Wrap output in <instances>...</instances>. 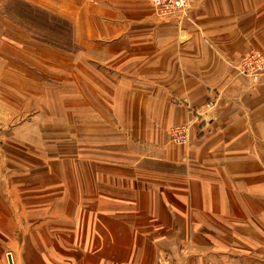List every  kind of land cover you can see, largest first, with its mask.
I'll list each match as a JSON object with an SVG mask.
<instances>
[{"label":"crops","instance_id":"obj_1","mask_svg":"<svg viewBox=\"0 0 264 264\" xmlns=\"http://www.w3.org/2000/svg\"><path fill=\"white\" fill-rule=\"evenodd\" d=\"M253 49L264 0H0V264H264Z\"/></svg>","mask_w":264,"mask_h":264},{"label":"built area","instance_id":"obj_2","mask_svg":"<svg viewBox=\"0 0 264 264\" xmlns=\"http://www.w3.org/2000/svg\"><path fill=\"white\" fill-rule=\"evenodd\" d=\"M154 9L162 15H169L184 10L189 5V0H150ZM240 74L259 80L264 74V53L259 49L249 51L237 66ZM214 102L206 104L208 108H212ZM172 140L177 144H187L190 139V125L181 124L172 127ZM2 157L0 156V162Z\"/></svg>","mask_w":264,"mask_h":264},{"label":"rangeland","instance_id":"obj_3","mask_svg":"<svg viewBox=\"0 0 264 264\" xmlns=\"http://www.w3.org/2000/svg\"><path fill=\"white\" fill-rule=\"evenodd\" d=\"M154 8V7H153ZM155 10V9H154ZM156 11V10H155ZM157 12V11H156ZM158 13V12H157ZM159 14V13H158ZM160 15H162V14H160ZM260 50V49H259ZM262 51V50H261ZM263 52V51H262ZM264 53V52H263ZM245 56V55H244ZM243 56V57H244ZM242 75V74H241ZM244 76V75H243ZM174 141V140H173ZM175 142V141H174ZM176 143V142H175ZM181 145H183V144H181Z\"/></svg>","mask_w":264,"mask_h":264},{"label":"water","instance_id":"obj_4","mask_svg":"<svg viewBox=\"0 0 264 264\" xmlns=\"http://www.w3.org/2000/svg\"><path fill=\"white\" fill-rule=\"evenodd\" d=\"M10 260H11V262H12V258H11V256H10Z\"/></svg>","mask_w":264,"mask_h":264}]
</instances>
